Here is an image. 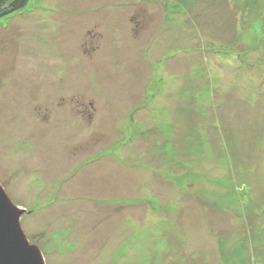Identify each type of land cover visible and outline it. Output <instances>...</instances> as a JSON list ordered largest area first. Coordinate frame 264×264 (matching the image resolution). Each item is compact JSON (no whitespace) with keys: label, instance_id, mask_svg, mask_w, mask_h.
<instances>
[{"label":"rangeland","instance_id":"1","mask_svg":"<svg viewBox=\"0 0 264 264\" xmlns=\"http://www.w3.org/2000/svg\"><path fill=\"white\" fill-rule=\"evenodd\" d=\"M261 16L32 0L0 20V186L46 264H264Z\"/></svg>","mask_w":264,"mask_h":264},{"label":"water","instance_id":"2","mask_svg":"<svg viewBox=\"0 0 264 264\" xmlns=\"http://www.w3.org/2000/svg\"><path fill=\"white\" fill-rule=\"evenodd\" d=\"M24 213L0 186V264H46L42 251L29 243L22 230Z\"/></svg>","mask_w":264,"mask_h":264},{"label":"trees","instance_id":"3","mask_svg":"<svg viewBox=\"0 0 264 264\" xmlns=\"http://www.w3.org/2000/svg\"><path fill=\"white\" fill-rule=\"evenodd\" d=\"M32 0H0V20L11 17L25 9ZM264 18L261 16L259 20ZM140 119H142L140 117Z\"/></svg>","mask_w":264,"mask_h":264}]
</instances>
